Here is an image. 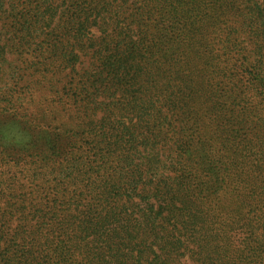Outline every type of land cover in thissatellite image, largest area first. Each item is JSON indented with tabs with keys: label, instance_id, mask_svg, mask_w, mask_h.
Masks as SVG:
<instances>
[{
	"label": "rangeland",
	"instance_id": "374dc122",
	"mask_svg": "<svg viewBox=\"0 0 264 264\" xmlns=\"http://www.w3.org/2000/svg\"><path fill=\"white\" fill-rule=\"evenodd\" d=\"M230 3L247 9L251 0ZM245 12L230 11L200 26L187 24L178 36L165 20L166 29L175 35L168 39L166 32L157 46L156 39L149 43L166 59L162 66L166 72L162 91L148 96L143 111L161 103L163 107L169 98L182 99L183 137L191 149L192 172L207 157L223 162L224 174L235 181L229 195L202 199L204 208L208 204L219 215L206 224L209 238L161 245L167 259L163 263L153 254V264H264V224L254 221L260 227L252 235L254 231L239 219L244 213L239 206L247 196L239 194L257 193L258 183L250 180L264 179V36L251 17L246 22ZM15 16L0 14V210L14 211L9 226L23 223L17 211L31 218L30 212L54 200L59 208L79 210L78 220L94 217L104 193L115 205L125 186L122 165L117 164L123 151H130L125 134L133 129L137 145L133 149L142 146L138 89L123 92L113 85V90L96 95L93 83L86 87L80 77L91 55L82 53L78 63L63 67L61 60L45 52L46 37L30 31L26 20ZM163 19H155L156 24ZM158 72L162 76V70ZM176 137L168 135L167 145L152 138L158 165L165 161L164 150L174 148ZM203 174H194L196 194ZM247 183L251 190L244 189Z\"/></svg>",
	"mask_w": 264,
	"mask_h": 264
},
{
	"label": "trees",
	"instance_id": "16d2710c",
	"mask_svg": "<svg viewBox=\"0 0 264 264\" xmlns=\"http://www.w3.org/2000/svg\"><path fill=\"white\" fill-rule=\"evenodd\" d=\"M19 1L0 0V14H15L17 19L26 20L30 31L46 37L45 52L61 60L63 67L78 63L82 53L91 55L92 61L87 69L82 68L84 74L80 77L85 78L86 87L93 83L96 95L113 90V85L116 89L122 87L123 92L137 87L136 100L143 114L140 118L143 132L139 136L142 146L133 149L137 146L133 129L125 134L130 151L134 150L133 154L123 151V158L117 161L122 165L120 174L125 186L120 188L115 205H110V194L104 193L94 217L88 215L78 220L79 210L71 206L59 208L54 200L30 212L31 218L17 211L23 223L9 226L14 211L0 210V264H153V254L164 263L167 251L163 253L161 245L209 238L206 224L219 215L208 204L204 208L202 199L206 195L209 198L229 195L234 191L231 186L235 181L224 174L223 162L207 157L192 172L191 149L183 137L186 104L182 99L169 98L163 107L161 103L143 111L148 107V96L162 91L160 84L166 72L162 68L166 59L149 43L156 39L157 46L160 37L168 33L170 39L175 31L178 36L187 24L200 26L209 18L218 20L230 11L243 10L246 22L251 17L264 36V0L260 3L251 0L247 9L232 6L231 0H132L133 4L127 0H26L21 4ZM160 17L164 19L156 24ZM165 20L172 24L174 33L168 32ZM160 24L162 30L157 29ZM160 69L162 76L157 73ZM171 84L169 81L166 91L169 95ZM168 135L177 137L174 148L164 150L165 161L160 166L152 138L157 139V144L167 145ZM200 172L205 175L200 177V192L196 194L192 189L194 174ZM250 183H258L259 191L239 194L247 196L239 206L243 215L237 214L255 235L260 227L255 222L264 224V179H251ZM250 183L244 189L251 190Z\"/></svg>",
	"mask_w": 264,
	"mask_h": 264
}]
</instances>
